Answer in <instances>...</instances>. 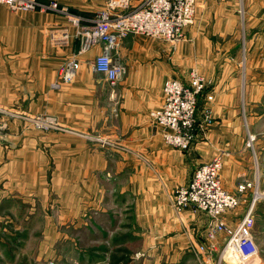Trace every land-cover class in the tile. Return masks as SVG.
<instances>
[{
    "label": "rangeland",
    "instance_id": "rangeland-1",
    "mask_svg": "<svg viewBox=\"0 0 264 264\" xmlns=\"http://www.w3.org/2000/svg\"><path fill=\"white\" fill-rule=\"evenodd\" d=\"M40 1L49 4L56 2L58 9L67 8L83 19L82 26L90 24L97 12L104 8L106 2V0L102 3L99 0ZM260 1L256 0L249 4L254 18L247 19L251 28L248 34L238 38L236 52L244 48L249 37L254 39L256 48H258L256 40L264 45V8L263 12H260L262 9ZM203 6L200 0H191L193 11L190 17L191 24L187 27L184 38L177 41L163 39L172 49L171 51H178L187 39L188 30L200 25L199 15ZM4 10L27 12L15 11L6 4L0 3V12ZM74 10L92 11L93 15L87 19L88 16L75 13ZM49 12L61 15L68 20L67 16L55 10L47 11ZM5 15L7 16L4 13L0 19H5ZM67 22L69 24L62 21V23L47 26L48 42L53 49L63 48L54 38V32H58V28L64 26L68 27L65 29L70 32L69 28L72 24L69 20ZM215 23V20L209 19L206 26L215 25ZM207 38L214 49L216 44L221 42V38L214 33ZM7 42L8 29L6 26H0V60L14 58L10 56L6 48ZM187 45L190 50L195 43L188 42ZM196 45H204L199 40V36ZM189 50L186 51L185 59L188 64L192 63L193 68L181 81L190 84L196 91L199 86L195 82L197 78L202 80L203 85L195 95L196 125L190 135L192 145L200 133L206 136L215 124V117L211 107H205L201 117L199 116L203 95L206 96L209 105L213 102L214 96L207 93L211 88L210 80L198 70L199 56H193ZM247 53V59L246 54L243 60L240 58L241 67H246V63L247 65L249 63V49ZM118 55L123 61L121 52ZM179 59L177 56V72L180 71ZM82 67L83 63L79 72ZM91 67L93 69V64ZM126 67L128 73L127 64ZM5 75L4 83H0V96L6 95L7 91ZM118 84L110 85L117 88ZM259 98L261 97H257L255 102L257 105L254 108L257 122L251 131L247 130L245 134H242L245 135L247 146L242 148L245 154L243 156L245 171L242 182L237 186L238 193H235L240 197V204L237 208L228 211L226 216L230 226H236L252 206L255 192L260 194L253 208L252 233L260 249V259L264 264V95L261 99ZM114 99L113 101L120 107L119 94L116 92ZM7 103V99H0V188L8 191L0 193L2 198L0 202L2 204L4 201L7 202V206L11 209L0 212L5 214L1 217H6L8 213L13 215L9 216L14 217L16 223L11 229L17 236L10 243L9 252L7 247L3 248L5 260L8 257L10 259L14 257L15 264H182L179 258L172 257L174 254L167 247H163L161 242L152 241L153 230H159L160 227L158 228L157 224L162 223L158 218V212H155L156 204L152 202V195L148 191L150 188L141 189V184L145 180L136 177L135 164L131 162L125 164L121 159L123 154H128V150L132 149L122 145L124 142L116 125L120 112L114 110L112 125L107 124L104 127L102 122L100 124L88 120L81 121L85 115L80 116L79 124L77 122L79 117H74L76 121L62 122L54 112L41 111L39 108L32 110L23 101L17 104L11 103V106ZM13 110H16L15 115L10 113ZM150 120L155 122L151 114ZM109 127L112 129L109 130ZM156 127L165 141L166 129L158 125ZM224 154L226 152L219 153L217 156H222L223 159ZM240 186L244 187L242 191ZM232 221L237 223L233 224ZM163 223L166 224L165 220ZM19 234L26 237L22 238ZM193 246L198 252L196 254L192 252V258L187 259L185 264L239 263L230 255L225 257L222 253L223 248L209 257L208 251L214 248L213 244L193 241ZM197 255L202 259L201 262L197 259ZM169 256L172 258H168Z\"/></svg>",
    "mask_w": 264,
    "mask_h": 264
},
{
    "label": "crops",
    "instance_id": "crops-1",
    "mask_svg": "<svg viewBox=\"0 0 264 264\" xmlns=\"http://www.w3.org/2000/svg\"><path fill=\"white\" fill-rule=\"evenodd\" d=\"M103 1L105 0H99L100 3ZM142 1L133 0V3L137 5ZM200 1L204 4L199 15L200 25L188 30L187 39L185 38L178 51H171L163 39L144 35H131L121 43L119 53L121 52L129 71L117 88H113L104 75L95 72L91 67L102 46H96L83 54L82 70L72 83L63 82L59 75L60 68L68 57L78 52L80 47L79 41L73 38L62 49H53L49 45L47 26L62 21L69 24L63 16L41 11L0 12V17L4 13L7 14L5 19H0V26H6L8 29L6 48L10 56H14L0 60V83H4V74L7 76L6 95H1L0 99H7L8 106L23 101L32 110L39 108L41 111L54 112L62 122L76 121L74 117H79L77 120L79 124L80 116L85 115L81 121L102 122L104 127L107 124L112 125L114 110L120 112L116 125L124 142L121 144L132 149L128 150V154H123L121 159L125 164L128 162L135 164L136 177L145 180L141 184L143 187L141 189L150 188L148 191L152 195V202L156 204L155 212H158V218L163 224L158 223L159 230H153L152 241L161 242L163 247H167L174 256H177L172 257L179 258L182 264L192 258V252L195 254L198 252L193 246V241L215 245L208 251L211 257L221 251L227 237L222 232L215 240L208 238L210 216L193 207L184 209L182 213L177 212L173 207L172 198L180 187L189 184L197 167L210 162L223 152H226L221 171L224 187L231 193H238L237 186L242 182L245 171L243 160L245 154L242 148L247 146L245 135L242 134L254 128L257 122L254 113L257 105L255 102L257 97L262 98L264 95V45L256 40L258 46L256 48L254 39L249 37L244 48L235 51L238 38L248 34L251 28L247 19L254 16L249 4L256 0ZM260 4L262 8L260 12H263L264 0H261ZM75 13L84 14L88 16L87 19L93 15L92 11L76 10ZM6 19L8 21H5ZM209 19L215 20V25L206 26ZM71 26L69 29L74 33L75 27ZM65 28L68 27H60L57 31L62 32ZM213 33L221 38V42L216 44L217 50L207 38ZM197 35L204 45H196ZM188 42L195 43L196 47L194 45L189 50ZM211 48L213 49L209 52ZM248 49L249 63L248 65L246 63V67H241L240 58L243 60L246 54L247 59ZM188 50L193 56H199L198 70L210 80L211 88L207 93L214 96L213 102L209 105L206 96L203 95L199 116L201 117L205 107H211L215 124L206 136L200 133L188 150H180L163 140L156 124L151 122L150 114L161 108L165 102L164 82L170 78L183 80L189 75L193 66L185 59ZM177 56L180 58L179 72L176 70ZM56 84L58 86H55ZM115 92L119 94L120 107L114 102ZM10 113L15 115L16 110ZM111 129L109 127V130ZM2 191L8 192L0 188V193ZM10 209L7 202L4 201L3 204L0 202V211ZM2 212H0V264H10V261L11 264H15L14 257L5 260L3 248L7 247L9 252V245L17 236L11 229L16 221L10 213L6 217H1L5 216ZM225 220L228 221L227 216ZM237 221L232 222L236 224ZM19 236L26 237L23 234ZM197 259L202 261L198 255Z\"/></svg>",
    "mask_w": 264,
    "mask_h": 264
},
{
    "label": "built area",
    "instance_id": "built-area-1",
    "mask_svg": "<svg viewBox=\"0 0 264 264\" xmlns=\"http://www.w3.org/2000/svg\"><path fill=\"white\" fill-rule=\"evenodd\" d=\"M15 11L55 10L68 17L75 27L74 33L64 29L61 34L54 32L59 45L67 46L71 39L80 43L78 52L68 57L60 68L64 83H72L76 78L82 61L81 56L96 46L101 52L93 62L95 72L103 74L112 86H116L126 75V64L119 58L123 40L130 35H145L168 41L181 40L191 24V0H143L134 5L133 0H106L91 23L82 26V18L67 8L58 9L56 2L45 3L40 0H0ZM202 88V80H195ZM55 86H58L56 84ZM196 90L181 80L168 79L164 84L165 102L151 113L154 123L165 131V141L181 149L191 147V133L196 125ZM222 156L197 167L187 186L180 187L173 199L174 208L180 212L188 207L206 212L211 220L207 227L208 238L215 240L225 233L227 240L223 247L224 256L230 255L238 264H263L260 249L256 243L253 208L259 198L255 192L253 204L236 226H230L225 216L228 211L240 204V197L229 192L221 178ZM244 189L240 186V191ZM204 248V247H203Z\"/></svg>",
    "mask_w": 264,
    "mask_h": 264
}]
</instances>
